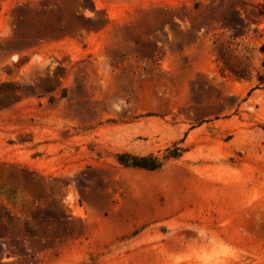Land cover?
Listing matches in <instances>:
<instances>
[{"label":"rangeland","instance_id":"rangeland-1","mask_svg":"<svg viewBox=\"0 0 264 264\" xmlns=\"http://www.w3.org/2000/svg\"><path fill=\"white\" fill-rule=\"evenodd\" d=\"M262 12L0 0V264H264Z\"/></svg>","mask_w":264,"mask_h":264},{"label":"trees","instance_id":"trees-1","mask_svg":"<svg viewBox=\"0 0 264 264\" xmlns=\"http://www.w3.org/2000/svg\"><path fill=\"white\" fill-rule=\"evenodd\" d=\"M264 13V12H262ZM262 51H264V44L261 46ZM262 66L264 68V59L262 61ZM260 83L264 81V76L260 74L258 76ZM257 87V86H256ZM186 148L179 143H174L171 147L166 149V153L163 157L155 154L138 155L131 152H120L116 154V159L118 162L124 166L137 167L145 170H155L160 168L165 160L170 158H177L182 155Z\"/></svg>","mask_w":264,"mask_h":264}]
</instances>
